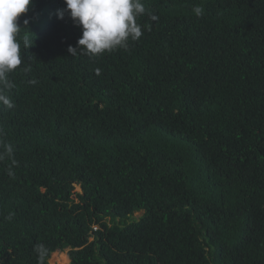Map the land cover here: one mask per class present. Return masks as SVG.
Returning a JSON list of instances; mask_svg holds the SVG:
<instances>
[{
  "label": "trees",
  "instance_id": "trees-1",
  "mask_svg": "<svg viewBox=\"0 0 264 264\" xmlns=\"http://www.w3.org/2000/svg\"><path fill=\"white\" fill-rule=\"evenodd\" d=\"M141 2V38L98 56L68 52L64 0L19 18L0 264H264V0Z\"/></svg>",
  "mask_w": 264,
  "mask_h": 264
},
{
  "label": "clouds",
  "instance_id": "clouds-1",
  "mask_svg": "<svg viewBox=\"0 0 264 264\" xmlns=\"http://www.w3.org/2000/svg\"><path fill=\"white\" fill-rule=\"evenodd\" d=\"M33 0H0V84H8V74L16 70L22 63L21 44L17 37L22 27H27L29 19L19 18L27 14ZM66 7L58 10V18L63 19L65 13L74 25L81 28L82 35L77 41V47L69 46L71 55L81 52L89 56L102 55L118 48H127L128 42L138 41L143 35L142 26L137 18L146 13L141 0H64ZM197 16L203 10L195 7ZM155 19V17H153ZM32 43L24 40V48ZM8 107L11 103L6 97L0 96ZM40 264L48 255V249L43 245L36 247Z\"/></svg>",
  "mask_w": 264,
  "mask_h": 264
},
{
  "label": "rangeland",
  "instance_id": "rangeland-1",
  "mask_svg": "<svg viewBox=\"0 0 264 264\" xmlns=\"http://www.w3.org/2000/svg\"><path fill=\"white\" fill-rule=\"evenodd\" d=\"M76 191L82 192L83 189L81 186L76 187ZM142 215V212L135 213V217L138 218ZM132 218V217H131ZM68 249L65 251H56L53 253L49 259L50 264H70V258L68 256Z\"/></svg>",
  "mask_w": 264,
  "mask_h": 264
}]
</instances>
